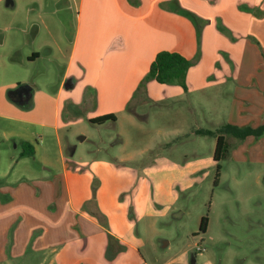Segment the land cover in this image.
Segmentation results:
<instances>
[{"label":"rangeland","instance_id":"obj_1","mask_svg":"<svg viewBox=\"0 0 264 264\" xmlns=\"http://www.w3.org/2000/svg\"><path fill=\"white\" fill-rule=\"evenodd\" d=\"M28 7L24 0L13 8L4 3L6 11ZM66 47L70 49V44L66 43ZM221 57L225 67L229 56L222 52ZM43 65L49 68L48 63ZM255 65V61L243 62L242 74L259 76L260 72L251 74ZM220 66L217 63L216 71L210 66L206 69V82L216 85L192 95L196 112L190 116L184 114L188 102L182 109L181 104H172L173 109L167 111L165 102L171 104L168 101L161 103L164 106H140L134 100L127 110L116 111L117 123L109 121L103 127L97 126L87 118L94 105L87 94L72 116L68 112L72 107L63 113L64 126L59 134L40 130V136L33 130L29 143L33 147L42 145L38 156L26 157L24 161L21 154L25 141L20 137L24 130L19 123L10 126L1 118L0 146L8 150V155H4V162L0 158V171L13 167V172L23 169L29 173L28 169L34 168L38 178L28 183L41 197L38 179H59L57 175L64 166L69 171L78 170L93 197L83 210L100 227L91 241L61 246L57 253L48 255L29 253L13 264H264V134L243 140L228 137L232 147L221 162L217 181V138L185 136L177 129L184 127L182 123H190V128L200 126V131L218 134L227 127L256 129L264 125V89L261 96L254 97L255 106L253 93L237 92L238 78L228 81L222 70V84H217ZM64 70L62 58L54 71L47 72V86L57 88ZM34 82L37 86L42 84L38 79ZM91 89L96 101V89ZM100 144L103 151L98 150ZM70 145L75 149L73 155ZM46 167L51 169L50 174ZM10 178L3 179V184ZM100 205L111 212L114 222L109 223V216ZM203 217L209 218L206 233L200 231ZM118 222L119 226L125 223L126 229L131 226L128 244L117 242L112 235L113 231H123L117 227Z\"/></svg>","mask_w":264,"mask_h":264},{"label":"crops","instance_id":"obj_2","mask_svg":"<svg viewBox=\"0 0 264 264\" xmlns=\"http://www.w3.org/2000/svg\"><path fill=\"white\" fill-rule=\"evenodd\" d=\"M18 1L13 0L14 4L6 7L13 8ZM24 1L29 5L27 9L6 11L4 3L7 0H0V119L9 122L10 126L19 123L24 130L20 135L22 141L31 143L33 130L40 136V130L59 134L64 126L63 113L72 107L68 110L72 116L87 94L94 103L93 111L87 117L89 121L115 115L116 111L123 112L134 100L140 106L152 103L164 106L161 103L168 101L171 104L165 102L167 111L173 109L172 104H181L182 109L188 102L184 114L190 116L196 112L192 95L216 85L206 82L205 71L209 66L216 71L217 63L221 64L218 85L222 84L223 70L228 81L238 78L237 92L253 93L255 106L254 97L263 93L264 78L260 77L264 75V0H139L138 5L129 0ZM179 8L209 22L201 35V61L188 72L189 90L186 92L180 86L162 85L156 81L140 88L159 52H177L190 60L197 54V29L189 19L177 13ZM218 20L232 32L236 41L218 30ZM250 37L258 40L260 48ZM66 43L70 44V49ZM222 52L230 60L224 63L225 67ZM62 58L65 59L62 80L57 88L48 87L45 82L47 72L54 71ZM248 60L257 62L251 74L260 72L259 76L242 74L241 65ZM46 63L49 68L41 67ZM37 79L41 85H35ZM23 85L32 88V98L26 106L14 103L8 96L10 90ZM91 88L96 89V101ZM182 124L183 128H177L179 134L200 135V126L190 128V123ZM6 134L3 132V136ZM118 136L121 138L120 134ZM41 145L34 146L36 156ZM74 150L70 145L71 155ZM98 150L103 151L104 146L100 144ZM4 155H8V150L0 146L3 162ZM26 159L24 157L22 161ZM49 168L45 170L50 174ZM13 170L12 167L0 171L3 196L0 198V264H13L14 260L29 253H57L61 246L91 241L98 234V223L83 210L93 197L87 180H82L78 170L69 171L64 166L57 175L59 179H38L41 197L28 183L38 178L34 168H29V173L23 169ZM9 177L13 178L3 184V179ZM88 177L87 174L86 179ZM99 207L109 216V223L114 222L111 212L102 205ZM121 224L116 225L123 231H113L112 235L117 242L128 244L131 226L126 229V224ZM14 226V237H11Z\"/></svg>","mask_w":264,"mask_h":264},{"label":"trees","instance_id":"obj_3","mask_svg":"<svg viewBox=\"0 0 264 264\" xmlns=\"http://www.w3.org/2000/svg\"><path fill=\"white\" fill-rule=\"evenodd\" d=\"M139 0H129V2L133 5H138ZM243 8L242 6L240 7ZM252 11V9H250ZM177 13L183 17H186L189 19L196 27L197 34H198V51L196 56L193 59H187L182 54L177 52H170V51H162L159 52L152 63L149 72L144 77L140 84V88H146L147 84L156 81L159 84L162 85H174V86H180L183 88L186 92H188V84H187V77L189 70L196 66L202 58V49H201V35L202 31L209 23L208 21H205L201 19L199 16H197L195 13L179 8ZM217 28L218 30L224 34L225 36L229 37L232 41H236L237 38H235L232 34V32L225 27L220 20L217 21ZM252 41L256 42L258 45L261 46V44L256 40L252 39ZM109 121L116 122L117 117L113 114L101 116L98 118H94L90 120L91 123L94 125H102ZM198 134L200 135H213L217 138L216 142V148H215V154H214V160L217 162V181L219 177L221 176L222 171V164L221 162L229 155L231 144L229 143L228 137L236 138L238 140L246 139L248 136H254L255 138L261 137L264 134V125L260 126L259 128H233V127H227L221 130L218 134L212 133L210 131H199ZM24 146V151L21 154V157H33L35 155V149L29 142H22ZM216 181V184L218 183ZM209 225V218L203 217L200 225V231L203 233L207 232Z\"/></svg>","mask_w":264,"mask_h":264},{"label":"water","instance_id":"obj_4","mask_svg":"<svg viewBox=\"0 0 264 264\" xmlns=\"http://www.w3.org/2000/svg\"><path fill=\"white\" fill-rule=\"evenodd\" d=\"M13 0H7L6 5H13ZM9 98L16 104L20 106H26L29 104L32 98V88L29 85L19 86L15 90H10L8 92ZM195 264V261L193 262Z\"/></svg>","mask_w":264,"mask_h":264},{"label":"built area","instance_id":"obj_5","mask_svg":"<svg viewBox=\"0 0 264 264\" xmlns=\"http://www.w3.org/2000/svg\"><path fill=\"white\" fill-rule=\"evenodd\" d=\"M198 251H201V249H198Z\"/></svg>","mask_w":264,"mask_h":264}]
</instances>
